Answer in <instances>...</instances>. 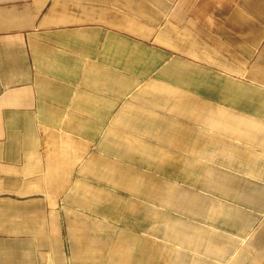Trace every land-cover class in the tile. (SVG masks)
Instances as JSON below:
<instances>
[{"label": "crops", "instance_id": "0c3cea01", "mask_svg": "<svg viewBox=\"0 0 264 264\" xmlns=\"http://www.w3.org/2000/svg\"><path fill=\"white\" fill-rule=\"evenodd\" d=\"M264 264V0H0V264Z\"/></svg>", "mask_w": 264, "mask_h": 264}, {"label": "built area", "instance_id": "2783aa9c", "mask_svg": "<svg viewBox=\"0 0 264 264\" xmlns=\"http://www.w3.org/2000/svg\"><path fill=\"white\" fill-rule=\"evenodd\" d=\"M48 264H51V263H48Z\"/></svg>", "mask_w": 264, "mask_h": 264}]
</instances>
